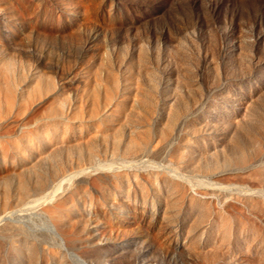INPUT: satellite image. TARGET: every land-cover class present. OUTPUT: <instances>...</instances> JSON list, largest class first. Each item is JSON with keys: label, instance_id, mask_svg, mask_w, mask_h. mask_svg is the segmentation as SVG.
<instances>
[{"label": "rangeland", "instance_id": "obj_1", "mask_svg": "<svg viewBox=\"0 0 264 264\" xmlns=\"http://www.w3.org/2000/svg\"><path fill=\"white\" fill-rule=\"evenodd\" d=\"M0 264H264V0H0Z\"/></svg>", "mask_w": 264, "mask_h": 264}, {"label": "bare ground", "instance_id": "obj_2", "mask_svg": "<svg viewBox=\"0 0 264 264\" xmlns=\"http://www.w3.org/2000/svg\"><path fill=\"white\" fill-rule=\"evenodd\" d=\"M61 180L53 187V189L51 190V192L55 193L59 188H60V184H61ZM51 193V194H53Z\"/></svg>", "mask_w": 264, "mask_h": 264}]
</instances>
